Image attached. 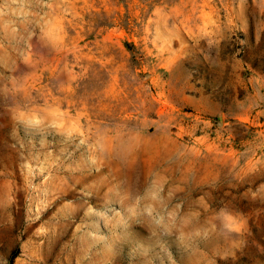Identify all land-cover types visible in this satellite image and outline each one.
<instances>
[{
	"label": "rangeland",
	"instance_id": "obj_1",
	"mask_svg": "<svg viewBox=\"0 0 264 264\" xmlns=\"http://www.w3.org/2000/svg\"><path fill=\"white\" fill-rule=\"evenodd\" d=\"M0 264H264V0H0Z\"/></svg>",
	"mask_w": 264,
	"mask_h": 264
}]
</instances>
